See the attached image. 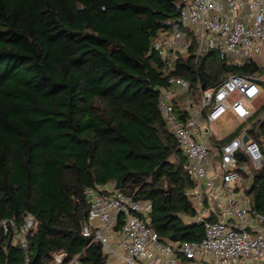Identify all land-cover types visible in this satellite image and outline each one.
<instances>
[{
	"label": "trees",
	"instance_id": "trees-1",
	"mask_svg": "<svg viewBox=\"0 0 264 264\" xmlns=\"http://www.w3.org/2000/svg\"><path fill=\"white\" fill-rule=\"evenodd\" d=\"M185 2L0 0V219L37 218L28 264H52L62 251L67 262L79 255V264H108L101 242L83 232L86 191L98 186L119 184L151 200V226L162 239L203 237L204 225L186 220L197 213L187 193L196 182L161 113V93L175 76L190 80L197 97L200 86L213 89L232 74L260 77L264 67L230 63L216 50L197 58L195 44L171 66L153 42ZM186 109L175 103L179 119ZM256 116L218 145L247 123L254 132ZM262 168L247 189L258 212ZM26 255L0 222V264H27Z\"/></svg>",
	"mask_w": 264,
	"mask_h": 264
},
{
	"label": "built area",
	"instance_id": "built-area-1",
	"mask_svg": "<svg viewBox=\"0 0 264 264\" xmlns=\"http://www.w3.org/2000/svg\"><path fill=\"white\" fill-rule=\"evenodd\" d=\"M194 44L197 58L216 50L233 64L256 61L264 53V0H186L178 21L155 38L152 50L174 66L178 55L189 53ZM170 82L173 89L162 91L160 110L187 157V172L196 182L187 193L195 198L197 213L186 220L202 223L203 237L198 241L162 239L151 226L152 201L108 185L86 191L91 208L83 232L91 236L90 243L101 242L108 264L113 255L122 264L257 263L264 257V211L253 210L247 191L239 184L244 181L241 171L247 167L243 162L264 167V141L250 135V124L227 142L211 144L205 139L209 128L201 122H215L228 112L241 123L255 114L256 121L264 120V100L258 107L253 105L264 97V78L232 74L213 89L204 91L200 86L201 100L186 107L189 115L185 120L178 118L174 96L177 92L190 94L191 82L176 76ZM247 172L250 176L252 170ZM212 216L216 218L210 219ZM0 222L5 233L14 234V242L25 249L28 264L37 218L27 213L21 225L15 218ZM66 256L64 251L55 252L52 264H79V255L69 262Z\"/></svg>",
	"mask_w": 264,
	"mask_h": 264
},
{
	"label": "rangeland",
	"instance_id": "rangeland-1",
	"mask_svg": "<svg viewBox=\"0 0 264 264\" xmlns=\"http://www.w3.org/2000/svg\"><path fill=\"white\" fill-rule=\"evenodd\" d=\"M261 62L264 63V60H261ZM200 100H201L200 94H197V97H193L192 95H190L188 93L177 92L174 96V103L180 104L183 107H189V105H198ZM263 100H264L263 97H259L258 99H256L253 102V105L255 107H258L262 104ZM257 118H258V116H256L252 121L255 123ZM239 121L240 120H237V119L223 118L221 120V124L215 123V125H213V129L215 131L220 132V134L223 136H228V135H231L233 133L232 131L236 130L235 127H236L237 123H239ZM239 125L241 126L240 123H239ZM248 126H249V123L242 125V130L246 129ZM258 131H259V133H257ZM250 133H251L250 135L253 138H256L260 142L264 141V120L262 119V120L258 121L254 126V132H250ZM172 158L175 159V157H172ZM241 165L242 166L247 165V167L245 170L241 171V175L243 176L244 181L241 184H239V186H240V188L242 187L245 191H247V189H249L248 188L249 185H251V183L253 182L254 171L257 172L263 168H256L249 161L243 162ZM248 168H250L252 170L250 176L248 175V172H247ZM192 199H193L194 205L196 206L195 198L193 197ZM112 257L117 258L118 262L121 261L117 256L113 255V256H111V258ZM258 264H264V257H262L258 260Z\"/></svg>",
	"mask_w": 264,
	"mask_h": 264
},
{
	"label": "crops",
	"instance_id": "crops-1",
	"mask_svg": "<svg viewBox=\"0 0 264 264\" xmlns=\"http://www.w3.org/2000/svg\"><path fill=\"white\" fill-rule=\"evenodd\" d=\"M261 60H264V53H263L261 56H259V57L257 58V60H256V62H257L261 67H264V63H262ZM260 77L264 78V74H263L262 76H260ZM263 98H264V97H263ZM223 118H227V119H236V118L233 116V114H232L231 112H228L227 114H225L223 117H221L220 119H218V120L215 121V122H209L207 119H203V120H202V122H201V126H202V127H208V128H209V132H208V134L205 135V139H206V141H208V143H211V144H215V145H217V144H218L217 142H218L220 139H223L224 137H226V136L221 135L220 132L215 131V130L213 129V125H215V123H220V124H221V120H222ZM239 123L241 124L240 121H239ZM239 123H237V125H236L235 128H237V127L239 126ZM232 132H234V131H232ZM240 134H241V133H240ZM216 182L219 184V183H220V180L217 179ZM119 261H120V260H119ZM110 264H122V262H121V261L118 262V259H117V258L112 257V258H110ZM200 264H201V263H200ZM251 264H258V262H257V263H256V262H251Z\"/></svg>",
	"mask_w": 264,
	"mask_h": 264
},
{
	"label": "water",
	"instance_id": "water-1",
	"mask_svg": "<svg viewBox=\"0 0 264 264\" xmlns=\"http://www.w3.org/2000/svg\"><path fill=\"white\" fill-rule=\"evenodd\" d=\"M248 139H249V135L246 134V135L244 136V140L247 141ZM241 155H242V157H243L244 159H246V156H245L243 153H241ZM115 188H116V189H120L119 184H117V185L115 186ZM115 229H118V227L116 226ZM170 238H171V240H173V241H178V240H179V237L176 236V235H171Z\"/></svg>",
	"mask_w": 264,
	"mask_h": 264
}]
</instances>
